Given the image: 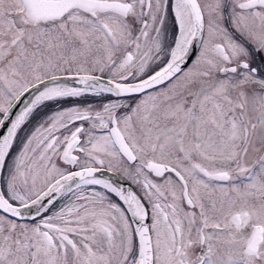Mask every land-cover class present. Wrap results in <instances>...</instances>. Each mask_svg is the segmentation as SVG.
<instances>
[{"label": "snow or ice", "instance_id": "obj_1", "mask_svg": "<svg viewBox=\"0 0 264 264\" xmlns=\"http://www.w3.org/2000/svg\"><path fill=\"white\" fill-rule=\"evenodd\" d=\"M0 264H264V0H0Z\"/></svg>", "mask_w": 264, "mask_h": 264}]
</instances>
